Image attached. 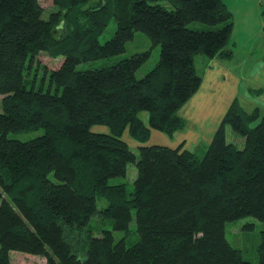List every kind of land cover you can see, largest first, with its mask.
Wrapping results in <instances>:
<instances>
[{
	"label": "trees",
	"instance_id": "16d2710c",
	"mask_svg": "<svg viewBox=\"0 0 264 264\" xmlns=\"http://www.w3.org/2000/svg\"><path fill=\"white\" fill-rule=\"evenodd\" d=\"M53 2L43 17L38 0H0V264H16L13 250L44 264H264V113L234 98L207 144L147 143L151 129L173 135L186 126L179 109L203 79L194 56L229 57L225 1ZM112 20L113 34L100 42ZM135 31L149 49L77 68L123 52ZM155 45L157 61L136 76ZM41 51L63 56L45 70L47 87L28 75ZM125 128L137 155L122 138ZM37 129L29 139L9 136ZM130 162L132 188L110 183ZM246 215L262 224L257 262L225 237L226 222ZM95 217L113 230L91 225ZM132 220L137 234L128 243Z\"/></svg>",
	"mask_w": 264,
	"mask_h": 264
},
{
	"label": "rangeland",
	"instance_id": "374dc122",
	"mask_svg": "<svg viewBox=\"0 0 264 264\" xmlns=\"http://www.w3.org/2000/svg\"><path fill=\"white\" fill-rule=\"evenodd\" d=\"M224 1L232 13L233 20L229 41L226 46L228 49H231V52L229 55H225L229 56L225 62L227 61L228 68L231 69V75L235 77L234 86H236V89L233 98H237L239 104L247 111L257 108L260 113H264V0ZM38 2L42 7L43 17H47L51 11L56 9L53 0H38ZM191 25L204 26L200 22H192ZM115 27V21H110L103 32L98 36L99 41L104 42L109 39ZM63 31V28H58V32L62 33ZM150 46L151 43L148 37L140 31H135L133 38L126 42L123 52L80 63L77 68L92 69L111 65L121 58L130 56L134 52L149 49ZM159 51V45L152 47L148 59L136 70V76L141 77L153 67L159 57ZM62 59L63 56L61 55L50 56L44 51L39 52L33 58L28 75L32 79L35 78L36 87H39L41 84L47 87L48 73L45 72V70L48 71L57 68ZM194 62L197 71L204 75L205 66L208 62L207 58L202 54H196L194 56ZM219 69L220 67L217 70L218 72L214 71V74L211 73L212 75L207 71L206 73L211 76L210 78L204 79L202 84L204 90L198 89V91H196L179 109V113L187 122L186 126L173 135L151 129L147 143H159L171 146L182 143V147L191 150L194 149L196 145L203 146L208 143L221 117L233 99L229 98V90L227 91V80L230 81L232 79ZM220 73L222 74L221 76ZM211 93L214 94V96H212L214 98L209 97ZM1 97L0 95V99ZM147 116L148 112L146 110L140 112V117L143 121H147ZM226 126V139L229 140L230 136L228 132L230 128L228 125ZM92 129L95 131L107 130L104 125H93ZM42 132L43 129L26 132H10L9 136L25 140L35 137ZM122 138L137 155L138 142L128 134L127 128L124 129ZM241 138L242 137L237 136L236 139L239 141ZM135 174V164L130 162L127 165L126 175L124 177H112L109 179V182L119 183L125 181L127 182L128 188L131 189ZM90 223L98 229L104 228L113 230L110 220L102 221L95 217L90 219ZM261 229L262 224L257 218L252 215H246L226 222L225 237L232 246L240 250L244 259L257 262L259 260V251L262 247ZM114 234L116 238L123 235L117 231H114ZM136 234L135 221L132 220L129 224V231L127 233L128 243L135 239ZM11 252V260L15 256L19 259L16 264H40L38 260L40 255L16 250ZM24 259L28 260V262H25Z\"/></svg>",
	"mask_w": 264,
	"mask_h": 264
},
{
	"label": "crops",
	"instance_id": "0c3cea01",
	"mask_svg": "<svg viewBox=\"0 0 264 264\" xmlns=\"http://www.w3.org/2000/svg\"><path fill=\"white\" fill-rule=\"evenodd\" d=\"M227 58H220V57H214V58H212V59H210V61H208L207 63V65L205 66V72H204V75H202L203 76V79H202V82H201V85H200V87H199V90H204L203 88H202V84H203V82H204V79H206V78H210V76L212 75V74H214V71H216V72H218L217 70H218V68L220 67V71L221 72H223V73H226V75L227 76H229L232 80H227V83H228V88H227V91H228V94L230 95V97L229 98H233V95H235L234 93H235V89H236V86H234V84H235V77L234 76H232L231 75V69L230 68H228V63H227V61L225 62V60H226ZM207 68V69H206ZM207 71H209V73L211 74V75H208L206 72ZM222 74L220 73V76H221ZM214 76V75H213ZM228 79V78H227ZM209 84V83H208ZM207 84V85H208ZM206 88V87H205ZM198 91V90H197ZM211 96H209L210 98H214V97H212V96H214V94H210ZM234 99V98H233ZM232 99V100H233ZM231 100V101H232ZM244 108V107H243ZM249 110V109H248ZM209 142V141H208ZM197 144H199V143H197ZM172 146H174V145H172ZM38 260H39V262H40V264H44V259L42 258V257H39L38 258ZM25 262H28V260H25Z\"/></svg>",
	"mask_w": 264,
	"mask_h": 264
}]
</instances>
